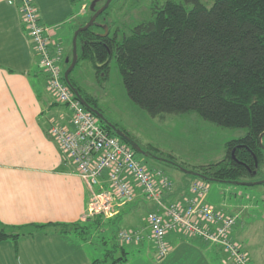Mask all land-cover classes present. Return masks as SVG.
Segmentation results:
<instances>
[{
  "label": "crops",
  "instance_id": "obj_1",
  "mask_svg": "<svg viewBox=\"0 0 264 264\" xmlns=\"http://www.w3.org/2000/svg\"><path fill=\"white\" fill-rule=\"evenodd\" d=\"M34 3L42 25L51 27L48 28L53 43L63 49V61L67 64L71 52L73 57V41L69 53L73 32L62 29L68 11L65 17L60 11H47L41 1ZM85 8L83 5L81 12ZM78 29L79 26L74 32ZM72 121V112L48 89L47 75L23 24L19 0H0V223L19 235L16 241L0 243V264H95L103 250L108 259L122 255L117 264H131L124 246L137 243H121L115 235L112 244L115 252L109 255L103 220L117 222L119 226L123 222L133 225L121 227L126 230L120 232L141 233L143 240L136 245L139 252L132 256V264L231 263L219 249L215 251L203 240L184 237L178 231L167 235L171 251L165 259L158 260L148 238V221L137 224V214L142 211L147 214L151 209L142 189L131 178L137 198L129 204V210L121 204L110 219L87 218L91 197L100 189L92 191L87 187L75 164L50 133L53 127L73 131ZM106 179L105 174L103 180ZM188 196L185 189L175 187L166 200L177 203ZM76 226L79 229H74ZM87 229L90 235L103 240V248L96 246L97 260L94 243L86 236ZM146 240L150 242L146 244Z\"/></svg>",
  "mask_w": 264,
  "mask_h": 264
},
{
  "label": "trees",
  "instance_id": "obj_2",
  "mask_svg": "<svg viewBox=\"0 0 264 264\" xmlns=\"http://www.w3.org/2000/svg\"><path fill=\"white\" fill-rule=\"evenodd\" d=\"M106 13L97 19L99 26L79 34L77 65L90 60L107 75L115 58L129 98L153 118L196 112L222 128L247 129L244 138L227 144L224 160L192 171L231 184L258 181L264 167V0H216L210 8L200 0H168L120 41L117 34L102 37L106 25L100 19ZM68 58L71 62L72 52ZM64 65L65 73L70 63ZM73 71L67 85L101 113L74 81ZM102 126L120 139L104 122ZM170 160L166 162L183 171ZM18 238L0 223V243Z\"/></svg>",
  "mask_w": 264,
  "mask_h": 264
},
{
  "label": "rangeland",
  "instance_id": "obj_3",
  "mask_svg": "<svg viewBox=\"0 0 264 264\" xmlns=\"http://www.w3.org/2000/svg\"><path fill=\"white\" fill-rule=\"evenodd\" d=\"M38 1H41L45 5L44 7L47 11L54 9L57 12L60 11L65 17L68 11L69 15L67 19L64 17L65 22L62 29L73 32V35L70 36V53L75 33L74 29L90 18L91 5L94 2H96L97 8L100 9L107 0H77L74 3L69 2V0ZM167 1L113 0L107 13L100 21L101 23H105L108 35L112 37L117 34L120 41L124 36H129L136 26L150 20L153 11L158 6H163ZM200 1L207 8H210L216 0ZM83 5L86 7L83 11L84 13L81 12ZM43 26L50 27L44 24ZM103 34H105V31ZM65 57L66 55L64 59ZM64 64L63 61V71L65 69ZM72 78L87 95L97 102L101 114L109 124L114 125L121 131H125L144 153L152 155L145 157L136 152L137 159L143 161V164L149 171L160 170L164 172L174 183L175 187H181L188 193L194 183L198 181L205 183L209 189L206 197L207 203L215 209L222 211L225 215L237 217V224L233 229L232 239L238 242L243 251L248 254L251 264H264V184L247 187L221 182H209L189 175L166 162L171 161L170 158L172 157L184 169L189 171L219 163L226 158L227 144L233 140L244 138L247 135V129L222 128L204 120L196 112L151 117L129 98L115 58L110 60V69L107 75L104 72L99 73L90 60H82L75 67ZM98 123L102 122L98 120ZM119 140L121 141V139ZM262 143L264 146V139ZM257 180H264V167L259 171ZM144 198L146 204L149 206L148 209L151 210L147 214L144 211L137 214V224L141 220H144L146 223L149 220L150 213L156 208L152 201L146 197ZM116 203L121 204L122 201L117 200ZM122 206H126L128 210L131 208L129 204ZM120 224L123 226H119L114 221L111 223L110 221L103 220L104 228L102 230L107 234V250L110 253L115 252L112 247L114 236L116 235L117 240V234L125 229L121 227L133 226L125 222ZM86 232H88L86 236L89 238V241L94 243V259L97 260L99 254L96 246L102 245L101 247L103 248V240H100V237H96L95 235H90L89 229ZM182 236L190 237L185 233ZM146 242L148 244L150 241L146 240ZM151 244L157 252L155 243L151 241ZM136 245L138 243L135 246H124L125 252L129 254V261L132 263H134L131 259L132 256L139 252ZM208 246L215 248V251L219 249V252H222L226 256L220 247ZM140 251L144 252L143 249ZM122 252L120 253L122 254ZM107 254L106 251H102V256L99 258L100 264H113L120 256L118 254L114 258L110 257L108 259L106 258ZM230 264L234 263L231 261Z\"/></svg>",
  "mask_w": 264,
  "mask_h": 264
},
{
  "label": "built area",
  "instance_id": "obj_4",
  "mask_svg": "<svg viewBox=\"0 0 264 264\" xmlns=\"http://www.w3.org/2000/svg\"><path fill=\"white\" fill-rule=\"evenodd\" d=\"M19 2L24 27L47 75L48 89L73 115V131L53 127L50 133L75 164L87 187L92 191L100 189L91 197L87 218L102 216L110 219L119 205L134 203L137 194L130 184L131 178L142 189L144 197L156 206L149 215L148 238L156 245L158 260L165 259L171 251L167 235L178 231L221 247L234 264H251L248 254L231 237L237 217L225 215L207 203L209 189L205 183H194L189 196L181 202L166 200V196L175 191L174 183L160 170L149 171L143 161L137 159L136 152L110 135L102 123H98L99 119L77 99L64 81L63 49L53 43L51 30L40 23L34 0ZM105 174L106 181L103 180ZM117 200L122 203L117 204ZM117 238L124 244L143 240L138 232H120Z\"/></svg>",
  "mask_w": 264,
  "mask_h": 264
},
{
  "label": "water",
  "instance_id": "obj_5",
  "mask_svg": "<svg viewBox=\"0 0 264 264\" xmlns=\"http://www.w3.org/2000/svg\"><path fill=\"white\" fill-rule=\"evenodd\" d=\"M113 0H107L104 4L103 7H101L100 9L96 10V2H94L92 5H91V12H93V15L91 16L89 22L82 28H79L76 32H75V35H74V38H73V57H72V61L70 62V60H67V63H70V66L68 68V70L64 73V79L66 81V83L68 85H70V79H69V76L71 74V72L75 69L77 63H78V45H77V40H78V36L80 33H83L85 31H87L88 29H90L93 25H96V26H99L98 23H96L97 19L105 12L108 10V8L110 7L111 3H112ZM104 31H105V34L102 35V37H106L108 36V33H107V29L106 27H104ZM72 91L74 92V94L76 95L77 99L85 106V108L95 114L97 117H99V119L104 122L109 128H111V130L120 138L122 139L124 142H126L128 145H130L135 152H137L138 154L140 155H143V156H149L148 153H144L143 150L138 146V144L136 142H134L127 134H125L124 132H122L121 130L117 129L114 125L112 124H109L107 122V120H105V118L103 117V115L95 110L93 107L89 106L85 100L83 99V97L79 94V92L76 90V89H72ZM264 139V134L260 136V145H261V148L264 150V146H263V141ZM255 167L256 169H258L259 167V163H258V160L257 158H255ZM184 172H186L187 174L189 175H192V176H195L197 178H200L202 180H205V181H209V182H218V181H215L214 179H209L205 176H201L199 174H197L196 172H193V171H189V170H186V169H183ZM257 174V171H254L253 172V175L255 176ZM221 183H226V184H231V183H228V182H223L221 181ZM236 185H240V186H247V187H252V186H258V185H263L264 184V180L262 181H256V182H236L235 183Z\"/></svg>",
  "mask_w": 264,
  "mask_h": 264
}]
</instances>
